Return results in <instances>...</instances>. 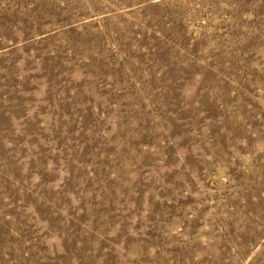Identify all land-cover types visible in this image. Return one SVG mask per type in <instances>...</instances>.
Listing matches in <instances>:
<instances>
[{
    "label": "rangeland",
    "instance_id": "rangeland-1",
    "mask_svg": "<svg viewBox=\"0 0 264 264\" xmlns=\"http://www.w3.org/2000/svg\"><path fill=\"white\" fill-rule=\"evenodd\" d=\"M0 264H264V0H0Z\"/></svg>",
    "mask_w": 264,
    "mask_h": 264
}]
</instances>
